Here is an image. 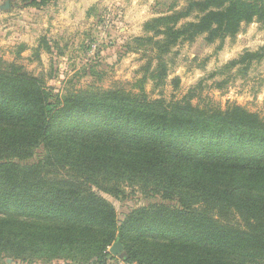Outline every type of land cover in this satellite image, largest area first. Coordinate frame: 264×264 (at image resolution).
<instances>
[{"label": "trees", "instance_id": "1", "mask_svg": "<svg viewBox=\"0 0 264 264\" xmlns=\"http://www.w3.org/2000/svg\"><path fill=\"white\" fill-rule=\"evenodd\" d=\"M254 20L264 23V0H188L135 41L151 45L148 77L162 81L173 45ZM263 58L261 46L229 65ZM192 96L166 102L142 86L61 96L0 59V264H109L115 241L125 264H264V116ZM127 184L161 201L118 213L102 193L119 197Z\"/></svg>", "mask_w": 264, "mask_h": 264}, {"label": "rangeland", "instance_id": "2", "mask_svg": "<svg viewBox=\"0 0 264 264\" xmlns=\"http://www.w3.org/2000/svg\"><path fill=\"white\" fill-rule=\"evenodd\" d=\"M187 1L52 0L36 7L31 0H0V6L8 3V8L0 7V59L22 65L61 96L114 87L137 92L142 86L152 99L171 102L191 94L192 104L200 107L224 108L236 103L264 116V58L247 69L241 64L229 65L244 51L264 46L261 21L242 23L234 35L212 42L206 41L204 34L178 42L162 56V81L148 77L157 59L149 43L140 44L135 38L152 36L144 23L181 9ZM194 16L195 12L181 21ZM146 64L147 71L143 69ZM40 154L37 150L32 159ZM123 189L119 197L102 193L118 213L161 201L142 193L137 185L127 184ZM120 255L115 254L109 264H125ZM7 262L26 264L9 258ZM32 264L77 263L56 258Z\"/></svg>", "mask_w": 264, "mask_h": 264}, {"label": "water", "instance_id": "3", "mask_svg": "<svg viewBox=\"0 0 264 264\" xmlns=\"http://www.w3.org/2000/svg\"><path fill=\"white\" fill-rule=\"evenodd\" d=\"M1 8H8V3L5 2L3 5L0 6ZM123 246L119 241H115L109 248V252L113 255L119 253L122 250Z\"/></svg>", "mask_w": 264, "mask_h": 264}]
</instances>
